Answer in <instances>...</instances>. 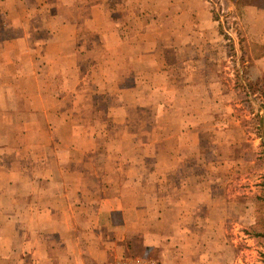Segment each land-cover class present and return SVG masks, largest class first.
<instances>
[{"label":"rangeland","instance_id":"rangeland-1","mask_svg":"<svg viewBox=\"0 0 264 264\" xmlns=\"http://www.w3.org/2000/svg\"><path fill=\"white\" fill-rule=\"evenodd\" d=\"M189 1L219 15L211 25L200 12L195 38L188 0H144L145 40L138 29L124 44L91 37L88 23L78 61L52 55L78 68L52 62L19 89L4 78L0 264H97L89 255L102 246L105 264H264V237L253 236L264 221V43L254 34L264 23L228 0Z\"/></svg>","mask_w":264,"mask_h":264},{"label":"crops","instance_id":"crops-1","mask_svg":"<svg viewBox=\"0 0 264 264\" xmlns=\"http://www.w3.org/2000/svg\"><path fill=\"white\" fill-rule=\"evenodd\" d=\"M226 4L230 10L243 6V8L241 7V16L244 20L248 19L249 24L264 23V0H243L239 3L229 1ZM174 5V3L170 5L171 9L175 8ZM190 5L191 1L188 0L187 11L185 12L187 18L186 30L190 33L193 32L195 38L197 32L195 29L199 26L200 12H206V21L211 25L217 22L214 21V18H211L212 12L209 9L206 8L196 12H193V10L191 12ZM143 7L144 0H122V4L120 2L116 4L113 0H0V88L5 84V81H3L5 79H8L5 85H14V87H18L17 89L22 88L24 82L31 80V82L34 81L38 85L44 80L42 79V69L50 68L52 62L56 63L57 68H78L77 64L75 66H60L61 63L54 62L52 55L58 57L71 54L74 56L75 61H78L86 51L83 39L85 36L84 29L88 23H90L91 37L116 38L118 43L124 44L128 34L126 30L138 29L140 30L138 37L145 40L146 37L152 35L153 30L150 28L146 31L145 29V33H141L144 30L141 26V22L144 20ZM182 15L179 13L170 14L168 20L172 31L173 27L178 29V23ZM157 16L158 14L152 17V22L159 21ZM210 24L208 26L211 28ZM253 25L251 29H253ZM174 33L178 34L179 31L176 30ZM254 34L257 39H261L264 43V27ZM256 43L261 44L260 42ZM108 52H111V50H108ZM159 52L160 46L152 47V49L142 47L138 50L140 55L157 54ZM64 58L66 59V57ZM33 67H36V71L32 70ZM190 68L193 72L197 71L194 63ZM44 97H42V94H38V99ZM23 98L27 101L32 99L30 96L28 98L27 95H23ZM1 102L2 97L0 94V104ZM2 111V108H0V119L5 116ZM1 124L2 121L0 120ZM25 127L26 129H23V132L29 134L31 132L30 126L25 125ZM4 151H6L5 148ZM1 154L2 149H0V186L3 173ZM10 183H13L12 179H10ZM117 213H120V211H111V215ZM105 227L115 232L124 229L125 224L116 225L108 221L102 226V228ZM7 242L9 244L10 239ZM108 249V246H102L99 249L95 247L89 258L94 263L105 264L108 259ZM80 258L74 264H86L83 256H80Z\"/></svg>","mask_w":264,"mask_h":264},{"label":"trees","instance_id":"trees-1","mask_svg":"<svg viewBox=\"0 0 264 264\" xmlns=\"http://www.w3.org/2000/svg\"><path fill=\"white\" fill-rule=\"evenodd\" d=\"M228 1L239 3L240 1H243V0H228ZM219 5H220V3H219ZM211 12L214 15V17H213L214 21H219V15H217V12L215 11L214 7H213ZM256 116H257V118H259L260 133H258V136L261 139V148L263 150V155H264V115L262 116L260 114H257ZM262 186L264 187V183L262 184ZM261 199L264 202V191H263V197ZM253 236L257 237V238L264 237V221H259L257 223V226L254 229V235Z\"/></svg>","mask_w":264,"mask_h":264}]
</instances>
